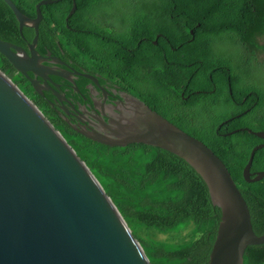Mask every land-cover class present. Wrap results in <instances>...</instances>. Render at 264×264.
Instances as JSON below:
<instances>
[{
    "label": "trees",
    "instance_id": "trees-1",
    "mask_svg": "<svg viewBox=\"0 0 264 264\" xmlns=\"http://www.w3.org/2000/svg\"><path fill=\"white\" fill-rule=\"evenodd\" d=\"M12 1L36 18V6L43 0ZM75 1L77 9L68 20L74 0L41 7L38 52L64 60L89 59L97 72L131 93L138 86L146 90L156 76L157 82L162 77L167 81L159 94L168 95L167 88L185 79L190 98L183 119L161 115L225 163L248 204L255 233L264 234V178L249 183L243 176L252 149L264 140L245 130L227 135L245 128L264 131V86L249 79L256 51L264 52L259 44L264 0H123L117 9L121 0ZM158 34L166 38L157 39ZM230 34L245 51L236 63L216 50L218 41ZM34 37L29 27L21 34L14 12L0 0V38L28 50ZM164 58L171 65L162 72L158 66ZM181 60L187 64L183 71ZM0 69L57 124L49 113L48 94H38L2 54ZM87 81L80 78L77 86L86 91ZM222 100L234 108L227 117L217 112ZM208 115L209 123H195V118ZM65 137L119 208L152 264H209L222 212L203 178L185 160L145 144L109 147L84 137ZM258 171H264V148L255 152L251 167L252 173ZM244 264H264V244L249 246Z\"/></svg>",
    "mask_w": 264,
    "mask_h": 264
},
{
    "label": "water",
    "instance_id": "water-1",
    "mask_svg": "<svg viewBox=\"0 0 264 264\" xmlns=\"http://www.w3.org/2000/svg\"><path fill=\"white\" fill-rule=\"evenodd\" d=\"M3 1L17 17L21 34L24 27H29L35 30V37L28 43L29 51L0 38V54L31 82L36 92L55 91L50 76L69 79L71 72L47 65L63 62L50 52L41 55L36 48L43 20L41 7L60 0L39 2L36 18L24 14L14 1ZM76 9L74 0L67 20ZM84 76L98 83L97 78ZM58 97L65 100L63 95ZM123 97L125 102L110 123L102 121V133L80 132L109 147L145 144L185 160L203 178L213 204L222 212L209 264H244L247 248L264 244V234L255 233L248 204L225 163L205 143L139 98L128 93ZM241 130L264 140V131L248 128L227 135ZM263 148L261 143L252 149L244 168L243 176L249 183L264 178V171L251 172L255 152ZM0 264H152L86 162L1 69Z\"/></svg>",
    "mask_w": 264,
    "mask_h": 264
},
{
    "label": "flooded vegetation",
    "instance_id": "flooded-vegetation-1",
    "mask_svg": "<svg viewBox=\"0 0 264 264\" xmlns=\"http://www.w3.org/2000/svg\"><path fill=\"white\" fill-rule=\"evenodd\" d=\"M160 37L166 38L164 35L158 34L157 39ZM154 43L157 44V40ZM164 55L166 56V53ZM59 59L63 63L48 64L61 72L68 70L71 72V75H69V79L58 75H51L50 77L54 82L51 86L58 92V95H63L65 100H61L56 92L51 89L44 90L43 94H38L43 97L48 94L49 113L56 120L57 124L52 122L50 118H47L54 123L61 133L63 131L62 134L64 136L70 137L75 135L89 139L80 131L88 133L92 131L101 132L102 121L109 124L114 113H118L117 108L122 105L121 103L125 102L123 93L132 94L144 103H148L147 105L158 113L174 116L176 119L179 116L183 119V114L188 109L190 94H188V83L185 79L184 81L174 82L171 88H167L169 90L168 95L159 94L161 88L167 87V81L162 77L161 81L157 82L156 76H154L153 82H149V86H146V90L138 86L131 93L124 90L122 84L110 80L107 76L97 72L89 59ZM170 65L171 62L164 58L162 59V65H159L158 69L165 72ZM179 65L182 71L187 66L183 60L179 62ZM84 75L97 78L98 83ZM80 78L88 80L84 85L86 91L77 86V81ZM42 82L44 83V81ZM44 86L47 87L46 84Z\"/></svg>",
    "mask_w": 264,
    "mask_h": 264
},
{
    "label": "rangeland",
    "instance_id": "rangeland-1",
    "mask_svg": "<svg viewBox=\"0 0 264 264\" xmlns=\"http://www.w3.org/2000/svg\"><path fill=\"white\" fill-rule=\"evenodd\" d=\"M127 5H130V2H126ZM122 5H124L123 0H121L120 4L117 5V8H121ZM116 9H110L108 12L111 14L116 13ZM259 44L264 45V36L259 38ZM216 50L219 55H223L225 58L232 59L233 62H238L239 57L244 55L245 57V51L243 50V47L238 40L236 41L232 34L224 36L222 39L218 41ZM256 59L254 63H252V67L249 72V79L256 82L259 86H264V52L259 53L258 50L256 51ZM257 55H258V61H257ZM250 57V56H246ZM257 63H260L259 65ZM204 104V103H203ZM206 105L209 106L208 103ZM233 105L229 102H225L224 100L221 101L220 105L217 108V112L219 114H223L224 117H227L231 115V111H233ZM211 113L214 115L215 111L212 108ZM216 115V114H215ZM212 120L210 115L207 116V118L197 117L195 118L196 124H201L200 122L209 123ZM211 125V124H209ZM160 239H166L168 236L166 235H159Z\"/></svg>",
    "mask_w": 264,
    "mask_h": 264
},
{
    "label": "clouds",
    "instance_id": "clouds-1",
    "mask_svg": "<svg viewBox=\"0 0 264 264\" xmlns=\"http://www.w3.org/2000/svg\"><path fill=\"white\" fill-rule=\"evenodd\" d=\"M24 48V47H23ZM28 51H29V49H28ZM47 65H49L48 63H46ZM21 74V73H20ZM22 75V74H21ZM24 76V75H23ZM30 76H32L33 77V74H31L30 73ZM31 83V82H30ZM34 88V87H33ZM78 88V87H77ZM38 93V92H37Z\"/></svg>",
    "mask_w": 264,
    "mask_h": 264
}]
</instances>
